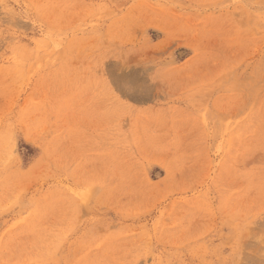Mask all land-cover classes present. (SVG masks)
Returning a JSON list of instances; mask_svg holds the SVG:
<instances>
[{
  "label": "rangeland",
  "instance_id": "374dc122",
  "mask_svg": "<svg viewBox=\"0 0 264 264\" xmlns=\"http://www.w3.org/2000/svg\"><path fill=\"white\" fill-rule=\"evenodd\" d=\"M0 264H264V0H0Z\"/></svg>",
  "mask_w": 264,
  "mask_h": 264
}]
</instances>
